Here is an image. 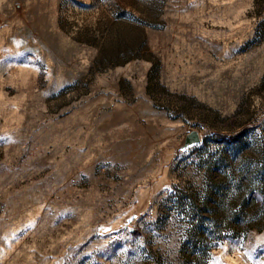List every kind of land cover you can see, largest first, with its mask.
Wrapping results in <instances>:
<instances>
[{"label":"rangeland","instance_id":"374dc122","mask_svg":"<svg viewBox=\"0 0 264 264\" xmlns=\"http://www.w3.org/2000/svg\"><path fill=\"white\" fill-rule=\"evenodd\" d=\"M0 264H264V0H0Z\"/></svg>","mask_w":264,"mask_h":264},{"label":"trees","instance_id":"16d2710c","mask_svg":"<svg viewBox=\"0 0 264 264\" xmlns=\"http://www.w3.org/2000/svg\"><path fill=\"white\" fill-rule=\"evenodd\" d=\"M239 138H237L236 136L235 137H219L217 140L220 141V142H226V143H233L235 141H237Z\"/></svg>","mask_w":264,"mask_h":264},{"label":"water","instance_id":"95a60500","mask_svg":"<svg viewBox=\"0 0 264 264\" xmlns=\"http://www.w3.org/2000/svg\"><path fill=\"white\" fill-rule=\"evenodd\" d=\"M191 143H200V139L198 138V136H195L194 140H190Z\"/></svg>","mask_w":264,"mask_h":264}]
</instances>
